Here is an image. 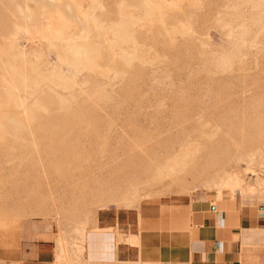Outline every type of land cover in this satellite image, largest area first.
Listing matches in <instances>:
<instances>
[{"label": "rangeland", "instance_id": "obj_1", "mask_svg": "<svg viewBox=\"0 0 264 264\" xmlns=\"http://www.w3.org/2000/svg\"><path fill=\"white\" fill-rule=\"evenodd\" d=\"M195 197L264 207V0H0V264H154L97 222Z\"/></svg>", "mask_w": 264, "mask_h": 264}, {"label": "crops", "instance_id": "obj_2", "mask_svg": "<svg viewBox=\"0 0 264 264\" xmlns=\"http://www.w3.org/2000/svg\"><path fill=\"white\" fill-rule=\"evenodd\" d=\"M106 218L97 222L98 237L110 244L108 240L120 236L112 255L118 262L264 264L263 256L243 248L244 232L264 228V207L243 212L230 199L215 204L195 197L176 217L136 215L129 219L126 214H115L103 221ZM110 228L115 231L108 232ZM52 257L50 245L37 244L35 264H49Z\"/></svg>", "mask_w": 264, "mask_h": 264}]
</instances>
